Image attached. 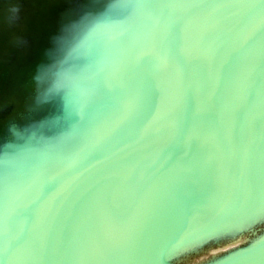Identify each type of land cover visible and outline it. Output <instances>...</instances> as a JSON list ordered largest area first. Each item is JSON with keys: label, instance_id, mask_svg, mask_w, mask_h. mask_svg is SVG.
<instances>
[{"label": "water", "instance_id": "obj_1", "mask_svg": "<svg viewBox=\"0 0 264 264\" xmlns=\"http://www.w3.org/2000/svg\"><path fill=\"white\" fill-rule=\"evenodd\" d=\"M261 216L264 0H0V264H264Z\"/></svg>", "mask_w": 264, "mask_h": 264}, {"label": "snow or ice", "instance_id": "obj_2", "mask_svg": "<svg viewBox=\"0 0 264 264\" xmlns=\"http://www.w3.org/2000/svg\"><path fill=\"white\" fill-rule=\"evenodd\" d=\"M145 63H149L148 60H145ZM151 106L145 105L139 113H137V118L138 119H147L151 115ZM58 176L54 177L49 183L46 185H49V191L48 194H55L57 193L58 189L63 185L64 183H61L56 186H52L51 182L56 180ZM47 194V195H48ZM261 219H264V216L260 217ZM250 220L253 218H249ZM234 229H225V230H207L203 234L198 235L193 239L190 244L189 248L193 250L196 254L199 253V251L211 248V247H216L220 244H223L229 240V238L233 235ZM188 249H185L187 251ZM218 259L217 256H212L208 260L204 262V264H213V262Z\"/></svg>", "mask_w": 264, "mask_h": 264}]
</instances>
